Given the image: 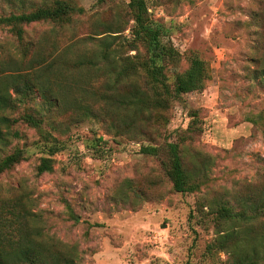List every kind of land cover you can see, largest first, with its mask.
Returning <instances> with one entry per match:
<instances>
[{"label": "rangeland", "instance_id": "rangeland-1", "mask_svg": "<svg viewBox=\"0 0 264 264\" xmlns=\"http://www.w3.org/2000/svg\"><path fill=\"white\" fill-rule=\"evenodd\" d=\"M54 1L0 0V17ZM64 1L82 12L61 23L22 24L20 38L10 26H0L1 77L40 64L59 68L64 60L71 66L89 53L94 40L88 37H102L98 34L109 27L126 29L119 40L129 38L128 1ZM145 1L150 18L166 29L162 42L179 55L166 69L169 82L196 55L208 68L204 89L172 101L164 120L135 121L131 133L104 118H52L54 130L45 123L42 132L51 133L63 148L51 156L53 170L42 175L36 167L49 156L41 132L15 124L12 130L21 138L11 140L0 157L19 148L25 158L0 175V201L14 196L29 201L36 215L32 226L39 230L36 240L74 247L75 264H226L228 255L209 248L216 237L210 206L264 182V92L245 78L255 66L249 59L264 50V0ZM137 45L144 55V44ZM136 52L123 48L119 54ZM60 79L69 101L78 97L73 88L94 82L86 70H70ZM23 111L20 106L7 115L16 118ZM170 143L178 145L193 177L201 161H209L206 179L195 192L172 190L165 173ZM148 146L156 153L141 152Z\"/></svg>", "mask_w": 264, "mask_h": 264}, {"label": "trees", "instance_id": "trees-1", "mask_svg": "<svg viewBox=\"0 0 264 264\" xmlns=\"http://www.w3.org/2000/svg\"><path fill=\"white\" fill-rule=\"evenodd\" d=\"M126 1L132 20L129 38L119 40L126 29L109 27L108 31L98 34L102 37H88L94 40L88 48L89 53L81 55L71 66L65 60L59 68L53 64H40L36 70L6 77H1L3 72L0 70V154L11 140L21 138L12 127L24 123L41 132L47 147L49 157L39 159L36 173H49L54 163L51 156L63 148L51 133L42 132L45 123L54 130L56 124L52 118L69 115L74 122L88 118L107 119L113 128L131 133L135 121L164 120V113L170 109L172 101L183 94L204 89L209 78L208 68L196 55L190 57L187 70L176 74L172 84L169 82L166 69L177 62L179 55L172 46L162 42L166 29L150 18L145 0ZM75 12H82V9L64 0H55L53 4L37 7L29 13L0 17V26H10L20 38L22 24L61 23L70 20L69 16ZM139 42L145 46L144 55L139 53ZM123 48L137 52L134 56H121L119 51ZM259 56L249 59L255 66L245 78L250 86L264 92V50ZM70 70H86L94 78L93 84L85 87L74 89L71 86L78 93V97L71 101L60 79V74L70 73ZM139 79L143 80L142 85ZM20 106L24 108L20 116L11 118L7 115ZM113 109L119 113V118ZM97 140L102 142V138ZM156 151L151 146L141 148L145 154H155ZM24 158V150L19 148L0 157V175ZM208 164V160H202L199 173L195 177L189 175L178 145L170 143L165 173L172 190L176 193L195 192L206 179ZM222 200H214L210 206L216 237L209 248L228 255L226 264H264V182L259 189L247 186L232 196V201ZM30 207L29 201L15 196L0 201V264H75L74 247L36 240L39 230L32 226L36 215Z\"/></svg>", "mask_w": 264, "mask_h": 264}]
</instances>
